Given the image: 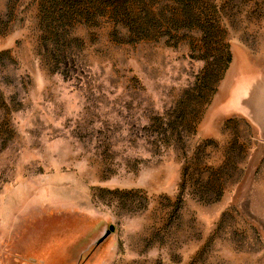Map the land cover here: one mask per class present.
Here are the masks:
<instances>
[{
  "label": "rangeland",
  "instance_id": "374dc122",
  "mask_svg": "<svg viewBox=\"0 0 264 264\" xmlns=\"http://www.w3.org/2000/svg\"><path fill=\"white\" fill-rule=\"evenodd\" d=\"M214 2L207 103L197 33L47 55L41 0H0V264H264V0Z\"/></svg>",
  "mask_w": 264,
  "mask_h": 264
},
{
  "label": "trees",
  "instance_id": "16d2710c",
  "mask_svg": "<svg viewBox=\"0 0 264 264\" xmlns=\"http://www.w3.org/2000/svg\"><path fill=\"white\" fill-rule=\"evenodd\" d=\"M42 35L46 54L54 48L69 45L74 25L106 20L112 27L111 39L120 40V30L131 44L165 40L178 43L183 37L197 33L203 44L207 62L193 91L206 95L207 103L230 61L223 31L217 20L214 0H41ZM221 30V31H220ZM220 39L217 63L224 64L222 72L215 69L212 46ZM208 59H212L208 62ZM221 69V68H220ZM203 96V95H202Z\"/></svg>",
  "mask_w": 264,
  "mask_h": 264
},
{
  "label": "water",
  "instance_id": "95a60500",
  "mask_svg": "<svg viewBox=\"0 0 264 264\" xmlns=\"http://www.w3.org/2000/svg\"><path fill=\"white\" fill-rule=\"evenodd\" d=\"M114 231L113 226H109L108 230L104 233V235L98 240L97 245H100L107 237Z\"/></svg>",
  "mask_w": 264,
  "mask_h": 264
}]
</instances>
